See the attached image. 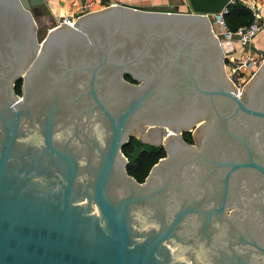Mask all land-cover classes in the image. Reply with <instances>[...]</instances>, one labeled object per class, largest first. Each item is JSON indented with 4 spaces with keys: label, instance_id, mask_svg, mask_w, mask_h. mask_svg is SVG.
Masks as SVG:
<instances>
[{
    "label": "water",
    "instance_id": "95a60500",
    "mask_svg": "<svg viewBox=\"0 0 264 264\" xmlns=\"http://www.w3.org/2000/svg\"><path fill=\"white\" fill-rule=\"evenodd\" d=\"M231 2L107 6L40 41L46 0H0V264H264V63L237 93L206 16ZM142 125L173 134L138 182Z\"/></svg>",
    "mask_w": 264,
    "mask_h": 264
},
{
    "label": "built area",
    "instance_id": "2783aa9c",
    "mask_svg": "<svg viewBox=\"0 0 264 264\" xmlns=\"http://www.w3.org/2000/svg\"><path fill=\"white\" fill-rule=\"evenodd\" d=\"M70 6L69 15L62 16L56 26L61 23L73 26L77 19L89 12H92V0H63ZM246 4L248 0H232L231 3ZM253 14L252 22L249 25L240 26L236 30H231L224 19L227 12L221 14H207L211 21L212 30L218 38L225 56V70L228 79L236 87L237 93L241 94L242 89L256 74L258 69L264 63V51L255 49V37L263 29L260 15L258 14L259 6L253 2L250 6ZM216 26L218 30H216ZM238 56L237 53L240 51Z\"/></svg>",
    "mask_w": 264,
    "mask_h": 264
},
{
    "label": "trees",
    "instance_id": "16d2710c",
    "mask_svg": "<svg viewBox=\"0 0 264 264\" xmlns=\"http://www.w3.org/2000/svg\"><path fill=\"white\" fill-rule=\"evenodd\" d=\"M225 22L231 30H236L240 26L249 25L252 22L253 16L251 12L242 3H231L227 12L224 15ZM42 40V39H41ZM126 80L131 83L136 81L130 76H125ZM23 80L20 78L15 83V92L17 95L22 94ZM188 141L192 142L191 136ZM143 143L139 140L131 138L123 147V154L128 158L129 164L127 165L128 173L133 176L138 182H144L147 178L152 167L159 161L160 158L165 156V149L161 146H151L140 152L134 160H130V151L134 147H142Z\"/></svg>",
    "mask_w": 264,
    "mask_h": 264
},
{
    "label": "crops",
    "instance_id": "0c3cea01",
    "mask_svg": "<svg viewBox=\"0 0 264 264\" xmlns=\"http://www.w3.org/2000/svg\"><path fill=\"white\" fill-rule=\"evenodd\" d=\"M80 2L83 0H79ZM92 10H100L107 6L113 5H125L129 7L139 8L147 11H162V12H182L188 13L191 11L188 0H92ZM253 2H256L259 6L258 14L262 22L263 29L255 37L254 47L255 49L264 51V0H248L247 5L243 4L252 14L254 12L251 9ZM46 8L51 9L55 15L59 18L70 12V6L63 0H46ZM237 53L239 56L242 52Z\"/></svg>",
    "mask_w": 264,
    "mask_h": 264
},
{
    "label": "flooded vegetation",
    "instance_id": "af4514ba",
    "mask_svg": "<svg viewBox=\"0 0 264 264\" xmlns=\"http://www.w3.org/2000/svg\"><path fill=\"white\" fill-rule=\"evenodd\" d=\"M35 9H37V12H40V13L44 12V7H42V6L36 7ZM130 76L136 81V83H139L132 75H130ZM250 83H251V81H249L247 83L246 88L244 90L243 97L246 95ZM230 84H231V82H230ZM204 122L205 121H199L190 130H187V131H184L183 132L182 139L184 140L185 143L197 147V138H198L197 136H199L200 131H201V127L203 126ZM135 132H138L139 134H141L142 135V138L144 136L146 137V142H142V138L137 139V140H139L143 144L148 143L151 146H161V147H163L165 149V152H166L164 157L167 156V149H166V146H165V137L173 134L170 130H168L167 133H166V135H164V128H158V127H151V126H147V125H142V131L137 130ZM135 132L131 133V135L129 137V140L132 138V136H133V134ZM189 136H191L192 142H189L188 141V139H189L188 137ZM129 140H128V142H129ZM164 157H162V158H164ZM162 158H160V159H162ZM128 162H129V160H128Z\"/></svg>",
    "mask_w": 264,
    "mask_h": 264
},
{
    "label": "rangeland",
    "instance_id": "374dc122",
    "mask_svg": "<svg viewBox=\"0 0 264 264\" xmlns=\"http://www.w3.org/2000/svg\"><path fill=\"white\" fill-rule=\"evenodd\" d=\"M44 7V6H43ZM47 6L44 7V12L40 13L37 12V9H33L35 21L38 27V38L39 40L42 41L48 34L49 30L52 29L54 26H56V23L60 21V18L55 15V13L51 10L46 8ZM216 30H218V27L216 26ZM134 139H140L142 138V135L139 137L137 136H132ZM150 147V144L146 143L143 144L142 147H134L130 151V160H134L137 156H139L140 152L144 149H148Z\"/></svg>",
    "mask_w": 264,
    "mask_h": 264
},
{
    "label": "bare ground",
    "instance_id": "6f19581e",
    "mask_svg": "<svg viewBox=\"0 0 264 264\" xmlns=\"http://www.w3.org/2000/svg\"><path fill=\"white\" fill-rule=\"evenodd\" d=\"M152 139V138H151Z\"/></svg>",
    "mask_w": 264,
    "mask_h": 264
}]
</instances>
